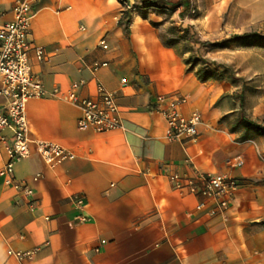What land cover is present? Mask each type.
I'll list each match as a JSON object with an SVG mask.
<instances>
[{
  "label": "crops",
  "instance_id": "0c3cea01",
  "mask_svg": "<svg viewBox=\"0 0 264 264\" xmlns=\"http://www.w3.org/2000/svg\"><path fill=\"white\" fill-rule=\"evenodd\" d=\"M17 1L0 0V25ZM23 1L33 14L32 71L48 92L27 103L29 136L73 156L50 166L33 141L15 165L32 193L0 178V264H264V130L247 124L264 127V101L244 108L233 81H201L182 38L264 32V0H126L136 6L128 26L121 0ZM168 23L176 30L169 39ZM95 62L108 65L94 72ZM99 82L121 110L122 125L109 132L82 130L70 101L94 97ZM174 93L187 96L185 115H202L196 141L169 139L166 118L153 110L157 95ZM5 103L0 96L1 110ZM6 161L3 151L0 169ZM194 167L241 181L227 208L173 187L171 173Z\"/></svg>",
  "mask_w": 264,
  "mask_h": 264
},
{
  "label": "built area",
  "instance_id": "2783aa9c",
  "mask_svg": "<svg viewBox=\"0 0 264 264\" xmlns=\"http://www.w3.org/2000/svg\"><path fill=\"white\" fill-rule=\"evenodd\" d=\"M125 12L136 9L133 3L121 0ZM12 20L0 25V96L5 99V107L0 109V154L5 151L7 161L0 169L2 182L17 190L32 193V188L16 176L15 165L30 155V143L35 142L42 159L50 166H56L71 158L73 154L57 142L48 140H32L29 136V122L27 117V103L33 98L48 95L42 80L32 71L29 53L31 50L30 21L33 17L31 5L27 1L19 0L13 6ZM189 12L195 14L196 9L191 5ZM101 45L109 49L106 39ZM39 60L45 56L42 47L35 48ZM107 62H95L92 70L96 72ZM85 84L84 80L74 82L72 89H78ZM58 95L59 91L52 92ZM70 101L81 110L79 127L82 130L93 129L97 132H109L122 125V115L116 93L108 89L103 83L97 84V94L94 97H82L73 94ZM187 102V96L174 94H159L154 98L153 110L160 112L169 125V139L181 141H196L200 136L202 115L198 111L185 115L182 111ZM264 160V154H261ZM244 161L238 159L237 166ZM172 185L180 191L199 194L207 199L216 201L222 209L229 206L236 189L241 186L238 178L227 174L206 173L194 167L191 173H171ZM83 206L84 201L78 200ZM204 206L199 204V208ZM86 220L85 217L81 218ZM9 253L17 258L30 256L31 252L12 251Z\"/></svg>",
  "mask_w": 264,
  "mask_h": 264
},
{
  "label": "rangeland",
  "instance_id": "374dc122",
  "mask_svg": "<svg viewBox=\"0 0 264 264\" xmlns=\"http://www.w3.org/2000/svg\"><path fill=\"white\" fill-rule=\"evenodd\" d=\"M195 14L198 8L195 4ZM135 6V5H134ZM173 20H171L172 22ZM164 34L170 38L175 34L171 23L166 25ZM247 34V35H246ZM246 35L245 37H242ZM187 59L190 56H200L211 63L228 66L226 76L233 81L241 91L244 108L253 107L264 101V32L252 31L227 37L208 39L200 33H189ZM173 40V39H171ZM193 48V50H191ZM200 63L194 66L199 69ZM214 68V66H213ZM222 71V68H218Z\"/></svg>",
  "mask_w": 264,
  "mask_h": 264
},
{
  "label": "trees",
  "instance_id": "16d2710c",
  "mask_svg": "<svg viewBox=\"0 0 264 264\" xmlns=\"http://www.w3.org/2000/svg\"><path fill=\"white\" fill-rule=\"evenodd\" d=\"M131 19V13L130 12H125L124 13V18L121 20V22L125 23L126 26L130 23ZM247 35V34H246ZM246 35L242 36L245 37ZM182 38H187V33L184 32L182 35ZM172 44V41L168 42ZM193 50V48H191ZM186 63L189 65V69L192 70L194 69V66L198 63H200V68L197 71L198 77L201 81L205 82L208 80H224L228 79L229 77L226 76L227 70L229 69L228 66L224 64H217V63H211L205 58H201L200 56H190L188 59H186ZM214 66V68H213ZM218 68H222V71H219ZM247 124L249 126H253L260 131L264 130V127L261 125L256 124L255 122L252 121H247Z\"/></svg>",
  "mask_w": 264,
  "mask_h": 264
}]
</instances>
